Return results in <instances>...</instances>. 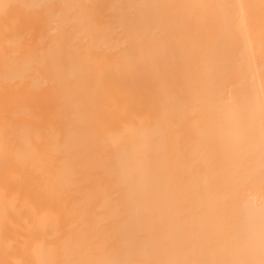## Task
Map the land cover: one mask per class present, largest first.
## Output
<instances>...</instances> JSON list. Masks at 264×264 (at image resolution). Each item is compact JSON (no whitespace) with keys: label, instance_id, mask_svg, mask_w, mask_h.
Wrapping results in <instances>:
<instances>
[{"label":"bare ground","instance_id":"obj_1","mask_svg":"<svg viewBox=\"0 0 264 264\" xmlns=\"http://www.w3.org/2000/svg\"><path fill=\"white\" fill-rule=\"evenodd\" d=\"M0 264H264V0H0Z\"/></svg>","mask_w":264,"mask_h":264}]
</instances>
